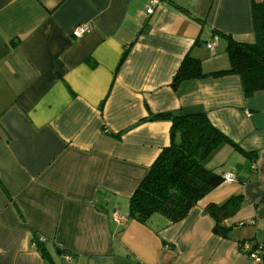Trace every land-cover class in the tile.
Instances as JSON below:
<instances>
[{"label":"crops","instance_id":"obj_1","mask_svg":"<svg viewBox=\"0 0 264 264\" xmlns=\"http://www.w3.org/2000/svg\"><path fill=\"white\" fill-rule=\"evenodd\" d=\"M151 1L0 0V264H63L56 248L76 264H247L239 243L264 242V91L245 97L236 75L170 86L186 54L204 73L228 68L227 38L254 39V0H159L147 14ZM177 111L204 112L251 155L218 145L203 163L234 180L178 223L142 224L127 200L171 126L142 120ZM236 194L221 237L205 208Z\"/></svg>","mask_w":264,"mask_h":264},{"label":"trees","instance_id":"obj_2","mask_svg":"<svg viewBox=\"0 0 264 264\" xmlns=\"http://www.w3.org/2000/svg\"><path fill=\"white\" fill-rule=\"evenodd\" d=\"M173 6L182 10L175 4ZM251 8L254 39L252 42H243L227 38L225 52L229 61L228 68L204 73L200 59L186 54L170 86L176 89L186 80L236 75L241 80L245 97L264 91V0H254ZM124 56L125 52L120 62ZM152 120L170 121V142L161 150L128 197L126 217L145 224L152 215L160 214L169 224H175L187 216L198 200L222 182L225 173L220 174L203 163L210 151L226 143L244 155L251 154L243 151L213 126L204 112H149L142 121ZM242 201V195L236 194L205 208L213 221L214 233L221 237L228 236L231 226H226L224 221L236 214ZM30 242L44 258H49L48 248L40 237L33 234ZM242 243L238 246L245 254L247 264L254 252L258 255L256 264H264V242H256L249 249H243ZM56 250L61 254L71 253L60 248Z\"/></svg>","mask_w":264,"mask_h":264},{"label":"built area","instance_id":"obj_3","mask_svg":"<svg viewBox=\"0 0 264 264\" xmlns=\"http://www.w3.org/2000/svg\"><path fill=\"white\" fill-rule=\"evenodd\" d=\"M159 3V0H152L151 1V4L150 6L147 8L146 10V13L147 14H150L152 12V8L154 5L158 4ZM89 30V27L88 25H82L80 28L78 29H75L73 32H72V35L74 37H81L82 35H84L86 32H88ZM217 39L216 38H213V40L209 41L206 43V47L210 50V51H213L216 44H217ZM223 179L226 180V181H232L234 180V176H232L231 174L229 173H225L223 175ZM115 218L116 220H122V218L120 216H117L115 215ZM244 223L246 222H242L240 223V225H243ZM42 241L44 240L43 238H40ZM242 248L243 249H249V244L247 242H243L242 243ZM75 259V255L73 253H66V254H63V261L64 263L63 264H76V262L74 261ZM258 262V255L254 252L250 255V263L249 264H256Z\"/></svg>","mask_w":264,"mask_h":264}]
</instances>
